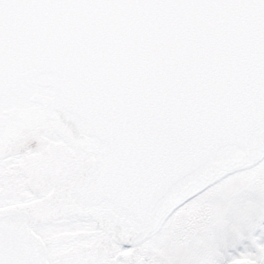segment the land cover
Masks as SVG:
<instances>
[{"label":"snow or ice","instance_id":"1","mask_svg":"<svg viewBox=\"0 0 264 264\" xmlns=\"http://www.w3.org/2000/svg\"><path fill=\"white\" fill-rule=\"evenodd\" d=\"M0 264H264V0H0Z\"/></svg>","mask_w":264,"mask_h":264}]
</instances>
